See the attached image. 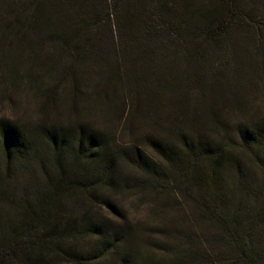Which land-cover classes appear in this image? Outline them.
I'll list each match as a JSON object with an SVG mask.
<instances>
[{"label":"rangeland","instance_id":"374dc122","mask_svg":"<svg viewBox=\"0 0 264 264\" xmlns=\"http://www.w3.org/2000/svg\"><path fill=\"white\" fill-rule=\"evenodd\" d=\"M224 1L107 0L94 18L90 3L73 2L75 22L87 19L72 38L81 46L73 53H59L55 44L32 52L30 37L3 31L0 22L1 117L82 126L117 148L140 147L144 159L134 163L131 153L119 186L102 187L98 197L90 190L82 197L78 186L61 208L66 219L96 218L109 232L142 239V247L126 251L128 264H228L227 248L213 240L217 228L194 204L202 189L162 151L182 147L185 138L235 146L240 165L229 169L228 210L241 227L264 233V0H235L234 14ZM49 68L60 72L50 75L53 83L37 81L36 69ZM46 94L52 98L45 107ZM248 135L258 138L249 143ZM87 170L83 175L98 171ZM42 180L40 168L22 163L10 199ZM59 237L80 253H92L101 240L83 228ZM47 257V264H73L55 252ZM105 261L121 264L122 257Z\"/></svg>","mask_w":264,"mask_h":264},{"label":"trees","instance_id":"16d2710c","mask_svg":"<svg viewBox=\"0 0 264 264\" xmlns=\"http://www.w3.org/2000/svg\"><path fill=\"white\" fill-rule=\"evenodd\" d=\"M77 1L79 0H0V22L4 26L2 30H13L22 38L30 37L26 44L32 52L48 51L55 44L59 53L65 50L73 53L81 46L74 44L75 40L72 38L78 31H82L80 28L84 26V22L87 23V19L75 22L72 4ZM81 1L88 2L93 7L90 18L98 14L97 6H103L107 2ZM234 1H224L225 8L228 5L232 14ZM63 18L67 22L61 24ZM246 19L249 20V17ZM66 44L73 45V51L66 49ZM55 70L36 69V80L52 84L50 75L60 74ZM1 71L7 75L14 73L16 69ZM71 71L73 73L75 70L63 69L62 75ZM6 91L7 89L2 91V94ZM50 98L52 96L46 94L45 107ZM257 138L248 135L246 141L254 142ZM181 143H184L182 147L161 145V148L175 165L184 164L189 182L202 189L201 199L194 204L217 228L213 240L218 246L227 248L228 264H264V248L261 245L264 233L253 231L255 225L241 227L238 214H230L231 210H228L230 196L225 185L230 177L233 180L229 169L240 165L235 146L201 137L193 140L185 138ZM139 148L135 146L132 151L117 148L104 137L82 126L48 123L45 119L22 125L9 117L0 116V264H47L51 261L46 260L47 252L61 254L73 264H106L105 260L115 253L122 257L121 264L130 263L131 253L126 251L133 245L142 247V239L133 240L132 235L120 231L109 232L96 218L66 219L61 208L68 198L77 194L78 186L83 188L82 197L87 196L86 190H90V196L98 197L102 187L119 186L122 179L120 167L129 164L131 160L133 162L131 153L135 154L134 163L144 159L135 151ZM22 163L40 168L43 180L36 183L34 191L31 187H25L19 201L10 199V188ZM95 167L98 169L95 174L88 172ZM85 169H88L89 176L83 175ZM31 194L34 195V201L30 200ZM80 228L101 239L92 253L77 252L73 245L59 237L65 231L73 232ZM58 230L62 232L58 233ZM38 233H41L39 240L35 238ZM149 238L154 240L151 236ZM155 241L161 244L160 240ZM100 259L101 263L98 262ZM161 262L157 261V264ZM165 264L176 262L168 259Z\"/></svg>","mask_w":264,"mask_h":264}]
</instances>
